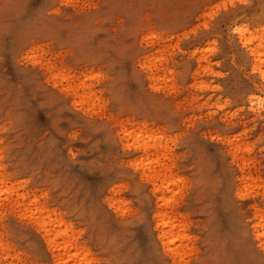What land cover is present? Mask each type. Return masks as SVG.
I'll use <instances>...</instances> for the list:
<instances>
[{"label":"rangeland","instance_id":"1","mask_svg":"<svg viewBox=\"0 0 264 264\" xmlns=\"http://www.w3.org/2000/svg\"><path fill=\"white\" fill-rule=\"evenodd\" d=\"M239 36L260 38L251 49L264 60V0H0V151L14 198L47 204L93 264H172L151 234L153 187L121 140L123 126L146 125L175 161L168 201L198 231L184 264H254L244 232L263 193L264 65L250 70ZM43 235L24 206L4 205L0 264H53Z\"/></svg>","mask_w":264,"mask_h":264},{"label":"bare ground","instance_id":"2","mask_svg":"<svg viewBox=\"0 0 264 264\" xmlns=\"http://www.w3.org/2000/svg\"><path fill=\"white\" fill-rule=\"evenodd\" d=\"M260 38H245L239 36L237 41L239 45L246 50L248 65L250 70L255 73L264 65V60L254 59L256 51L251 49L252 44ZM258 54L260 52L258 51ZM121 140H126L130 147L135 149L131 160H136L131 164L139 175L140 180L148 187H153L152 197L155 199L154 212L151 214V234L155 244L164 256L172 264H184L185 257L198 251L199 245H193L192 236L194 230L190 225L191 216L188 213H182L183 208L175 209L172 202L168 201V193L172 186L177 185V180L173 177V168L175 161L170 159V148L168 141L164 137L156 136L152 130H148L146 125L129 132L126 126L122 127ZM135 136L133 144H129L130 138ZM226 145L234 150L233 161H238V152L241 147L234 144V141L226 140ZM2 155L0 151V208L5 206L10 208H24L30 211L33 224L44 232L43 238L47 250L52 258L53 264H93V250L85 244H80L74 237L68 236V227L63 220H58L54 216L47 204H42L37 199H32L28 204L26 200L32 198L30 194L24 193L14 198L16 190L7 187L8 177L2 173L5 168L2 164ZM136 157V158H135ZM133 158V159H132ZM169 159L173 162L172 166L164 164ZM241 161L245 164L244 159ZM241 162V163H242ZM241 165H244V164ZM243 172L245 167L241 169ZM244 179V177H243ZM252 176L248 177L243 183H254ZM258 189L263 193L253 197L252 207L247 219L244 232V240L249 245L250 260L254 264H264V184ZM255 191L254 186L246 185V196H250ZM36 197V196H34ZM7 208V207H6ZM65 226V228H63ZM196 237V236H195ZM195 239V238H194ZM202 236L197 239L201 240Z\"/></svg>","mask_w":264,"mask_h":264}]
</instances>
